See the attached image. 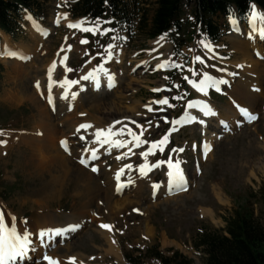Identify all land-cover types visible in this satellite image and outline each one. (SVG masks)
Returning a JSON list of instances; mask_svg holds the SVG:
<instances>
[{
	"label": "rangeland",
	"instance_id": "374dc122",
	"mask_svg": "<svg viewBox=\"0 0 264 264\" xmlns=\"http://www.w3.org/2000/svg\"><path fill=\"white\" fill-rule=\"evenodd\" d=\"M71 1L45 0L43 10L46 18L42 27L47 30V35L43 40L41 38L42 30L36 26H32V28L35 27L39 31L35 29L37 31L35 32L32 28L29 30L32 21L29 15L23 16V33L14 41L15 44L9 42L12 44V48L25 47L31 56L12 59L0 55V208L6 213L5 220L11 218L13 221L12 218H15L16 227L19 226L21 230L18 232L22 233L25 239L36 233L32 239L29 238L30 244L27 250V252L34 250L33 253H30L33 258L27 259L29 261L26 260L25 264H42L41 260L36 259L37 256H33L38 255L39 246L44 247L43 244L36 242L34 237H37V233L49 229L56 230L60 224L66 222L67 218L78 215L83 219L84 226L77 233L74 232L71 239L69 238L70 240L63 245L50 246L51 244H49L45 246V252H43L45 255L52 254L61 257V260L64 259V264H68L66 263L68 258H75L74 261L71 259L69 264H159L157 260L147 256V250L157 246V251L164 255H170L171 252L177 251L192 260L193 264H204L205 252L202 247L197 249L196 246L201 243L203 235L222 230L226 221L233 216L234 209H238V207H244L248 211L252 209L254 218L263 223L260 196L264 190V110L258 112L257 119L252 124L239 123L236 115L239 124L232 126L233 128L225 133L218 131L219 124L216 127L218 122L210 114L206 133L217 135L218 138L211 147L212 151L211 149L208 151V158L205 161L200 160L199 155V145L203 141L200 126H196L195 123L191 126L184 125L169 135V127L165 121H170L175 117H178L179 120L185 116L184 102L191 99L187 85L189 79L199 82L204 76H223L230 71L235 72L239 77L241 68L235 65L237 54L231 50L229 38L233 34L229 32V28L236 23L240 28L242 27L241 29H245L247 21L241 23L234 14L219 17L216 22L224 36L214 48L200 45L183 48L181 54L192 60L190 66L186 68L183 64L184 58H179L170 64L171 45L167 39L148 40L145 39V34L138 31L127 35L125 31L118 29L112 44L107 49L106 57L103 59L104 61L107 58H112L105 67L117 86L99 96L90 93L89 89H85L88 87H85L83 88L85 90L80 92L74 100L73 93H71L72 98L65 101L57 96L62 92L60 82L63 79L67 80L66 83L74 82L69 83L71 88L68 91L76 92L80 84L77 83V86L75 82L88 72L95 70L98 67L97 60L99 59L98 54L91 55L87 52L86 46L78 36L79 31L67 26V21H72L66 12V7ZM124 1L125 7L130 12L146 11L147 21L150 23L156 8V0ZM253 14L248 21V26L250 20L253 19ZM53 19L59 20L57 28L52 26ZM75 21L83 22L80 28L95 29L92 31L94 35L104 31V28H92L86 19L81 18ZM238 25H233V27ZM253 44L263 46L264 40ZM0 45H2L1 34ZM144 45H146L145 49ZM215 54H218L219 58H216ZM63 56H66V61L60 64V59ZM196 57H200V59L197 60ZM259 59L261 60L260 57ZM22 60H29V62L24 64ZM262 61L264 62V60ZM193 62L196 67L194 71H191ZM159 63L166 65L168 69L176 63L183 66L180 77L175 79L172 84L177 87L169 86L172 82L171 77L158 69ZM49 64L56 65L51 70L54 71V80L52 77L49 79L50 82H53L50 88L51 94L57 96L54 99L50 95L52 97L50 108L56 101L54 112H50L45 103V96L48 94L47 67ZM225 79L228 80V84L230 83V90L237 89L242 85L237 83L239 78L231 79L229 74L225 76ZM263 80L264 77L261 79V88L260 84L259 89L257 88L260 92V89L264 88ZM34 84H39V88L36 86L34 89ZM163 84L170 87V92H160L154 96L155 89H159ZM256 84H253L250 91L255 92ZM82 85L86 86L84 82ZM184 85L187 86V89L184 88ZM29 94L36 97L41 110L46 111L52 124L62 130L64 134L71 127L74 131L82 123L90 124L87 129H91L92 134L96 133L95 129L109 130L113 123H119L120 126L117 125V127H120L121 132L127 129L125 132H130V135L132 132L137 136L141 135V147L138 142L133 141L134 139L127 145L128 149L126 150H129V146L132 145L128 159H126L125 149L122 151L116 149L114 152H123L122 159L117 155L114 160L113 156L116 154H113L106 159L103 158L102 163L92 165L99 168V173L103 172V175H106L105 177L109 180L112 178V172L117 173L128 169L131 174L127 179L132 182V185L125 192L115 191V194L112 195L111 185L109 188L104 186L106 179L103 181L101 177H95L94 185L99 184L100 189H108L109 203H106L101 193L93 199L79 198L85 189L84 186H82L83 189L80 187L81 180L76 182L63 180V184L58 187L60 188L58 196L53 200H48L47 204L43 202L40 204L41 194L31 197V195L41 193V189L47 181H50V177L46 175L41 179L36 174H31L33 167L31 168L29 160L31 156L36 161L39 157L34 151L31 156L28 155L30 148L25 143L27 140L24 137L36 133L35 130L39 129V120L38 108L26 98ZM262 94V97L259 96L258 105L264 108V93ZM161 97L168 100L166 106L155 108L154 104ZM214 97L210 104L214 106L216 112L212 110L215 114L217 113L216 116H224V112L232 108L230 96H225L220 100ZM70 103L73 104L70 105ZM66 105L70 108L69 112L63 111V106ZM95 108L97 110H94ZM232 109L234 110V108ZM113 110H118L120 114L118 112L111 113L110 111ZM191 114L192 117H195L194 113ZM120 117H123L122 121L112 123V120ZM187 117L185 119H192ZM95 119L96 121L98 119L99 122H96ZM64 121H69V123ZM220 121L227 122L224 119ZM129 123H138L141 127L132 126ZM74 132L66 134L62 138L67 145L69 144V147L71 146L69 151L73 157L76 152L82 150L81 144L76 145L77 132ZM219 132L223 134L219 135ZM40 134H44L43 130ZM131 136L135 137L133 134ZM165 136H167V141L163 144L158 143ZM33 137L32 135L31 138ZM60 138V135L54 136L49 142L51 145L58 144ZM149 142L156 145V153L154 156L146 155L150 157L149 159L143 158L145 155L141 153L145 152L146 144ZM59 143L61 145V141ZM137 147H139L138 150L132 152L133 148ZM121 148L123 147L121 146ZM73 157H71V161ZM46 161H48L47 156L41 152V160L38 164L36 163L39 170L46 168ZM155 163L159 166L156 171L150 172L148 167L151 168ZM73 164L77 165L75 162ZM169 165L184 172L189 190L185 193L166 196L161 188V193L155 198L150 196L151 180L154 184L165 182L164 177ZM197 165L198 170H195ZM83 168L85 172L92 174L89 171L90 168L87 170L85 167ZM143 169L147 171V175L142 173ZM96 172L92 175H96ZM136 173L138 174L136 175ZM123 178L125 179V176ZM84 185L86 184L84 183ZM72 192L80 194L75 198ZM26 197L31 198L26 201ZM81 199L86 206L78 211L82 203L79 201ZM126 203L129 205L123 209L122 207ZM42 206L46 207L41 209ZM134 209H138L141 215L134 214ZM102 224L112 225V228L110 227L109 230L102 228ZM101 234L113 240L117 256L107 253V242L104 235ZM37 240L42 239L38 236ZM127 257L135 262L127 261Z\"/></svg>",
	"mask_w": 264,
	"mask_h": 264
},
{
	"label": "bare ground",
	"instance_id": "6f19581e",
	"mask_svg": "<svg viewBox=\"0 0 264 264\" xmlns=\"http://www.w3.org/2000/svg\"><path fill=\"white\" fill-rule=\"evenodd\" d=\"M252 14H253V16H252L253 19L250 20L251 22H249V26L245 29H241L239 26L233 27V28L237 29V31H234V33H232L233 35L230 36V38H229L231 50H233L237 54V59H235V60H237V62H235V65H237L241 68V70L239 69L240 72L238 74L239 79H238L237 83H239V85H241V84L242 85L238 88L236 87L237 89L229 90L228 95L234 100L235 103L240 105L241 109H247L253 113H258V112H260V110H264L263 106L258 105V100L260 99L259 96L263 95L262 93H264V90H263L264 88L260 89L261 92L258 90L259 84H260V88H261V79H262V77H264V62L262 61V60H264V44H263V46H255L256 44H253V43H256L257 41L264 40V19L261 18V17H264V13L261 12L258 8H254ZM32 29H34V31H35V29L37 31H39L35 27ZM37 31H35V32H37ZM35 32H33V33H35ZM8 39L9 38L7 36L2 35V46H0V55L5 56V58H12V59L31 56L29 50L25 49V47L17 46L15 48H12V44L9 42L10 40H8ZM258 56L261 58V60L259 59ZM5 63H8V62H5ZM160 65H163V64L159 63L158 64L159 68H161ZM86 76L88 77V79H84V77H86ZM86 76H84L82 78L83 81H85L87 83V87L89 88L91 93L98 95V96L102 95L104 93V90L109 91V88H111V86L114 85V79H113V77L107 75L104 65H101L95 72L90 73ZM252 78H254V79H252ZM223 79L226 80L225 76L223 77ZM226 81L228 82V80H226ZM257 82H258V84H256ZM253 84H256L254 86L255 92L250 91V88L253 87ZM246 86H248V89H246ZM83 88H85V87H82V86L79 87L80 90H83ZM57 96L59 97V99H65V101H68V100H70V98H72L71 93H69V95H68V92H65V91L58 93ZM26 98L31 103H34L35 107L38 108L37 112H38V120H39V124H38L39 129L35 130L36 133H34V134L31 133L34 137L31 138L32 135H30V134L26 135L24 137L25 140H27L25 143L30 148V150H28V151H30V153L28 155L31 156V154H33V151H34V152H37L36 155H38V157H39V159L36 161L31 156V159L29 160V164H30L31 168L33 167L31 174H36V176L38 178H41V179H43L46 175H47V177H50L49 182L46 180L47 182L44 184L45 186L41 189V193L31 195V197H36V196L41 194V199L39 200L40 204L42 202L44 204H47L50 200H53L54 198H56L58 196L59 189H60L58 187L63 184V180H65V179H67L68 181L74 180L75 182L77 180H81L79 182V184L80 183L82 184V185L80 184L81 185L80 187H81V189H83L82 186H84L85 189H83V195L79 198H86L87 197V199H89V198L93 199L94 197H97V195L99 196V194L101 193L102 196L104 197V200L106 201V203H109L110 197L107 195L108 189H105V188L100 189V187L98 186L99 184L94 185V182L96 180L95 177L96 178L101 177L103 181H104V179H106V183L104 182V184H105L104 186H106V188H109V186L111 185V191H112L111 194L114 195L115 194L114 193L115 187L118 184V182H115V178H113V177H116V175H114V176L112 175L113 177L109 180V178L105 177L106 175H103L104 174L103 172L99 173V171H100L99 168H97L96 175H92L89 172H85L84 168L80 164V161L84 160L86 163H88V158H91L92 162H94V161L97 162V160L101 156H105L108 154L119 153L118 156H121L123 152H114L116 149H120V151H122L123 149H125V150L128 149L127 146H126L127 148L126 147L121 148V143H123L125 141V139H123L124 136L126 137V139H129L128 141H130V143H131L132 140L134 139L133 136H131L132 134L130 135L129 134L130 132L123 133V132L116 131V129L118 128L117 125H119V123H113L114 121H119V120L122 121L123 117L112 120V123H113L112 128H114L113 132L111 134H108V135H106V133H103L100 135L99 139H97V132L100 128L98 130L95 129L96 133L92 134L91 129H87V128L83 129V128H77L76 127L74 129V131L78 132V129H81L80 132L82 131L81 135H79V137L77 139V145H80V144L83 145V150L76 152V154L73 157L71 152L69 151L70 147H71V146L70 147L68 146L69 144L65 145V147L67 148V151L64 153L63 149L61 148L62 145H60V143L51 145V143L49 142L50 139H52V137H54V136L60 135V137H61L60 140H61L63 137H65L66 134L69 135V134L75 133L73 131L72 127L70 129H68L67 132H65L66 134L62 133V130L57 129V127L52 124L51 119L46 114V111H44L43 109L41 110V107H39V102L33 94L27 95ZM60 101H62V100H60ZM195 102H198V101H195ZM195 102H193L192 105H194ZM256 106H258V107H256ZM195 107L196 106L194 105L192 108L195 111H197L200 106L198 105L197 109ZM96 108L94 110H97ZM111 108H112V106H111ZM69 109H70L69 106H67V105L63 106V111L69 112ZM114 109H116V108H114ZM193 109H190L191 111L188 112V114H189L188 117L192 118L191 113H194V111H192ZM70 111H72V110H70ZM110 112L114 113V112H118V110H113ZM205 112H206L205 109L201 108L199 111V114L195 115L196 121H195V119L194 120L193 119H190V120L186 119L185 123L186 122H193V123L197 124L198 126H200V129H201V132L203 135V144H205L207 146V155H208V151L211 149L213 143L215 142L216 138H218V136L217 135H209V133L208 134L206 133L207 122H208L207 120L210 119L211 115L214 116L216 114L205 115L204 114ZM212 113H214L213 110H212ZM235 113H236L235 110H233L231 108V109H228L227 111L224 112V114H223L224 116H215L214 119H216L218 122L216 124V127L218 126V124L220 125V120L224 119V120H227V123H229V125H231V128H233L232 126H235L237 124ZM66 114H69V113H66ZM64 116H66V115H64ZM230 117H232L233 119ZM95 121H96V119H95ZM127 121L131 122L130 119H127ZM64 122L69 123V121H64ZM96 122H99L98 119ZM113 126H115V127H113ZM219 128H223V127L219 126ZM41 130H43V132H44L43 135L40 134ZM104 131H107V129ZM115 132H117V133L115 134ZM105 137L108 138L109 141L103 148H101V142H102V140L105 139ZM37 146H38V148H36ZM41 152L47 156V160H48V161H46L47 162L46 168H44L43 170H39V167L36 165V163L38 164L41 160ZM71 157H73L72 161H71ZM74 162L77 165L73 164ZM90 170H91V168H90ZM171 171H172L173 176L175 175V173H177V171H175V170H171ZM121 173H122L121 182H125V179L123 177L125 176L126 172L123 171ZM99 174H101V176H99ZM112 174H114V173L112 172ZM82 180L84 181V183L86 185H84ZM140 185L142 186L143 183L141 182ZM148 186H149V184H148ZM76 190H77V188H76ZM73 191H75V190L73 189ZM123 191L125 192L126 190L121 189L119 192L121 193ZM72 193L75 195V198L78 196V194H80L78 192L77 193L72 192ZM31 197H26L25 200L27 201L28 198H31ZM79 201H82V203L80 204L81 206L78 208V211L80 209L82 210L86 206L85 202H83L82 199ZM128 205L129 204L126 203L122 208L125 209L126 207H128ZM116 206H117V204H116ZM45 207L46 206H42L41 209L45 208ZM78 216L77 217L72 216V217L67 218L65 223L59 225L60 229L59 228H57L56 230L49 229L47 231H42L40 233H37V237L40 236V238L42 239V241L44 243L43 244L44 247L39 246V251H38V255H37V257H40L43 259L42 264H48L47 260L44 259L45 256L50 257L52 259H55L56 261H58V264L60 262H62L61 257H58L56 255L54 256L52 254L51 255H49V254L45 255V253H43V252H45V246H47L49 244H51L50 246H55L57 244H60L62 242L59 240L60 236H61V231L64 232V240L65 239L68 240L72 235H74V231H72V233H67V232H69V231H67V228H69L71 226L74 228H77V231L75 232V233H77L82 228V226H84L83 219H81L80 216L79 217ZM8 219L10 220V218H8ZM6 223H7L8 227L6 228L5 233H4V237H5L4 243H5V245L9 242L15 243L16 244V253H17L16 255L11 257V259H8L6 257V264H14L15 262L17 263V262L26 261L27 259L30 258V255L27 252V250L29 249L28 245L30 244V242H29L30 237L28 239H25V237L22 234L21 235L16 234L17 235L16 237H18V239L13 238V239L9 240L8 232H10L12 228H11V224L8 222L7 219H6ZM15 228H17V227L15 226ZM18 229L20 230V227H18ZM55 232H57V233H55ZM101 235L103 236L104 234H101ZM104 238L107 242V247H108L107 253H112L115 256H117V251H116L115 244H114L113 240L106 237L105 235H104ZM46 242H48V244H46ZM63 258H65V257H63Z\"/></svg>",
	"mask_w": 264,
	"mask_h": 264
},
{
	"label": "trees",
	"instance_id": "16d2710c",
	"mask_svg": "<svg viewBox=\"0 0 264 264\" xmlns=\"http://www.w3.org/2000/svg\"><path fill=\"white\" fill-rule=\"evenodd\" d=\"M40 1L0 0V28L14 36L21 9H37ZM253 1L264 9V0ZM249 4V0H156V8L148 23L146 11L140 16L137 12L130 14L122 0H78L72 5L71 14L73 17H89L97 24L114 18L116 22L130 25V16L136 17L141 34L148 39L168 37L172 43L173 57H178L180 48L193 45L194 41L217 42L221 32L215 19L233 7L238 16L244 18ZM110 40V35L102 38L106 44ZM260 198L263 223L254 218L252 209L248 211L238 207L223 230L203 235L196 248H203L205 264H264V190ZM148 254L161 264H192L191 260L178 252L164 257L153 247Z\"/></svg>",
	"mask_w": 264,
	"mask_h": 264
},
{
	"label": "snow or ice",
	"instance_id": "6c2138e0",
	"mask_svg": "<svg viewBox=\"0 0 264 264\" xmlns=\"http://www.w3.org/2000/svg\"><path fill=\"white\" fill-rule=\"evenodd\" d=\"M262 19H264V17H261ZM82 23H79V24H69V27H72V28H78V27H81L82 26ZM83 30L85 31H95V29H87V28H84ZM163 39V37H162ZM207 47V45H206ZM197 60L200 59V57H196ZM160 67H165V65H160ZM84 79H88V77H84ZM185 79H188L187 77H185ZM205 79H210L209 77H205ZM68 83H74V82H68ZM190 83H192L193 87H196L199 91H204V81H201L199 85L196 84V82L194 81H190ZM37 87L39 88V84H37ZM73 98H75V94H73ZM49 103H51V97H49ZM159 103H167V100H162V101H159ZM194 105H192L191 103L188 105V107H193ZM207 107V106H205ZM241 111L243 113H247V110L246 109H241ZM205 115H208V114H215V113H211V110L209 109L208 111H206L204 113ZM253 119L255 117H252ZM192 119L194 120L195 117H192ZM81 128H87V127H90V125H81L80 126ZM79 130V129H78ZM104 130H98L97 132V139H99L100 135L103 134ZM167 141V136H165L164 138H162L161 141H159L158 143L160 144H163L164 142ZM61 145L62 146H65L66 145V142L65 141H61ZM119 146V145H118ZM156 145L154 144L153 147H155ZM206 149H207V146H205ZM67 150V148H66ZM162 150V149H161ZM82 164L85 163L84 160H81L80 161ZM87 166V165H86ZM171 167V165H169ZM130 167V166H129ZM93 171H96L95 168H93ZM172 172H169V177H170V183H172ZM176 179L179 181V182H183L184 178H183V174H182V170H177V176H176ZM13 220V224H14V221H15V218L13 217L12 218ZM8 227L7 223H6V220H5V216H4V213L2 212V210H0V264H6V257L8 259H11V257H13L14 255H16V244L15 243H11L9 242L7 245H5L4 243V233H5V230L6 228ZM102 228H105V229H110V225L108 224H102L101 225ZM8 237H9V240L15 238V239H18V237H16V230H15V227H12L11 231L8 232ZM45 260H48L49 261V264H58V261H54L52 258L50 257H47L45 256L44 257ZM73 261L75 260V258H71Z\"/></svg>",
	"mask_w": 264,
	"mask_h": 264
}]
</instances>
